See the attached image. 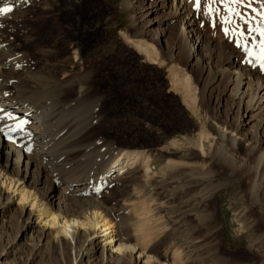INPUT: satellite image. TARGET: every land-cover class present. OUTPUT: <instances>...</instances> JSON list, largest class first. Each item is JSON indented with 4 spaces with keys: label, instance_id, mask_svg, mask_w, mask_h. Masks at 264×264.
<instances>
[{
    "label": "bare ground",
    "instance_id": "6f19581e",
    "mask_svg": "<svg viewBox=\"0 0 264 264\" xmlns=\"http://www.w3.org/2000/svg\"><path fill=\"white\" fill-rule=\"evenodd\" d=\"M50 1L56 5L60 2ZM133 3H139L137 19L145 26L141 25L135 36H158L150 37L149 42L125 35V41L149 65H165L158 59L156 51V47L165 45L168 53H177L182 58L184 66L195 69L198 79L205 83L204 92L218 85L232 86L229 96L233 97L232 107L236 110L227 112L229 116L234 115V121L229 119L231 122L219 124V119L213 117L210 122L213 128L209 130L216 133L220 141L214 145L211 141L203 143L209 133L202 129L197 147L202 152L205 148L211 151V163L231 168L234 167L236 149L246 147V154L253 155L256 162V176L248 189L249 202L251 205H255L256 200L264 203V149L258 151V145L250 144L245 135L262 112L264 78L252 79V75L243 73L237 68L234 56L224 58L219 66L209 67L201 53L203 42L196 36L194 15L187 10V0H129L124 6L133 10ZM51 4L49 0H0V8H12L11 13L0 15V129H15L21 125L11 140L4 138L0 131V264H141L143 258L145 263L142 264H149L151 260L158 261L157 264H180L176 255L180 248L186 250L184 254H195V259H199L195 246L197 239L191 235L196 229H211L212 207L222 185L214 184L209 171L195 173L186 183L196 181L197 186L183 197L181 204H185L187 210L180 212L174 203L162 200L168 197L166 192H170V184L179 181L178 175L187 171L186 167L170 166L169 159L151 156L148 151L136 154L144 166L128 171L127 166L134 165L129 154L111 148L98 137H91L89 132L96 122L94 110L98 102L90 95V73L87 68L82 73H74L59 58L54 59L57 55L51 57L54 51L50 42L55 43V50L60 45V41L57 43L59 16L50 14ZM71 6L79 11L78 5ZM163 11V17H152ZM30 13L39 14L36 20L38 35L44 46H40L37 54L43 61L42 70L29 66L25 56L4 32L8 28L10 33L15 23ZM80 14L83 17V13ZM175 22L178 27L166 42L167 33L163 34L158 28ZM145 28L151 29L146 31ZM30 40L27 38L26 42L33 41ZM167 67L171 91L180 93L183 103L197 116L199 107H195V93L187 74L177 70L176 66ZM54 73H58L60 79H54ZM257 122V130H264V119ZM257 130H254L255 138H258ZM226 141L228 146L224 145ZM19 143L23 144L18 146ZM29 145L31 150H27ZM122 157L127 158L124 166ZM153 166L159 177L144 180L149 177L146 171ZM19 182H22L20 187L17 186ZM113 184L116 187L110 188ZM15 188L21 196L19 202L31 205L32 210L26 215L25 206L19 213L12 209L14 192L6 195V191ZM131 191L142 196L131 199ZM152 203L157 205L159 218H165L164 228L169 227V231H176L183 237L181 245L170 240L162 243L161 233H155L153 227L142 231V218L148 214L147 204ZM232 211L238 231L245 239L241 253L251 258L233 262L215 248L210 251L212 255L208 261L199 259L197 264H264V235L256 231L257 219L246 210L239 211L236 205ZM177 215L182 216L177 219ZM149 219L153 217L145 220ZM152 241L153 245L148 249ZM156 243H161L165 253L171 254V262L166 260V254L159 260L149 253ZM141 255L144 257L140 258ZM184 259L190 263L188 256Z\"/></svg>",
    "mask_w": 264,
    "mask_h": 264
},
{
    "label": "rangeland",
    "instance_id": "374dc122",
    "mask_svg": "<svg viewBox=\"0 0 264 264\" xmlns=\"http://www.w3.org/2000/svg\"><path fill=\"white\" fill-rule=\"evenodd\" d=\"M37 1L41 2V0ZM128 1L60 0L56 5V3H52L49 0V3H52L53 10L50 11V14L59 16L58 26L60 27V38L57 41V43L60 41V45L57 46L56 50L54 48L55 43L50 42L54 51L51 57L54 58L57 55L54 59L59 58L65 66L71 67L74 73H82V70L87 68L90 73L88 75V79H90L88 82L90 95L98 102L94 110L96 122L89 133L91 137L102 139L111 148L115 150L119 149L124 154H129V158H132L131 162L134 161V165L127 166L128 171L136 167L141 168L142 165L144 166L142 159L140 157L137 158L136 154L147 153L148 151L151 153V156L156 155V157L160 156V158H165V160L169 159L168 165L170 166L187 168L185 173L178 175L177 180L179 181L171 183L169 187L167 185L168 192H170H166L168 197L162 201L174 203L176 209H179L180 212L186 211L187 206L185 204L182 205L183 203L181 204L182 199L188 193L194 191L197 186L196 181L194 182L195 184L193 181L188 183L186 181L193 178L196 174L208 171L211 173L214 184H221L222 189L217 194L218 197H216L217 199H215L214 206L212 207L214 209V216L210 222L211 229H196L191 235L197 239V245L195 246L199 259L208 261L212 255L210 251L212 252L215 248H218L225 258L233 262L247 261L250 256L241 253L242 244L245 239L238 231L239 226L236 223L235 214L232 209H235L236 205L239 211L246 210L250 215H253L257 219L256 231L264 235V203L256 200L254 201L255 205H251L248 197V189L251 188V184L256 176L255 159L253 155L248 156L246 154V147H239L236 149V154L233 158L234 167H223L219 164L211 163L209 159L211 151H207L205 148L204 152H202V149L200 150L197 147L198 134L202 129H205L209 133L208 139L205 142L203 141V143L207 144L211 141L213 142L212 145H214L220 141L219 136L212 130H209L213 128V125L210 123L213 117L219 119L217 120L219 124L224 121H227V123L231 122L229 119H233L234 121V115L229 116V112H227L234 113L236 110L232 107L233 97L229 96V90L232 86L224 88L218 85L213 90L205 89L204 92L205 83L198 79L197 73L194 71L195 69L190 66H184L182 58L177 53L173 55L168 53V50L164 48L165 45H163L164 47H156V51L158 50L157 55L159 54L158 59L163 60L165 65H149L143 56L135 53L134 49L130 47L132 45H127L125 35L132 39L140 37L139 39L149 42H151L150 37L155 39L158 35L149 34L150 36L147 37L148 34H146L147 36H139L137 34V37L135 36L140 26H145L142 22V24L140 23V19H137L140 16L139 3H133L132 10L124 6ZM187 3V10L194 15L193 28L197 34L196 36L199 37V41L203 42L201 53L202 55L204 54V59L209 62V67L214 68L219 66L224 58L234 56L235 59L233 60L237 62V68L243 73L252 75V79L264 78V71L260 70L259 65L255 64V61L253 63H246L250 57H248L242 47H237L236 42L232 40L233 37L235 39L238 37L231 31L232 35L230 33L225 35L223 31L224 27L234 29L236 24H239L247 34L249 25H245L244 21L240 20L238 16L233 17L232 24H222V18L227 16L228 13L224 5L220 3V0H216V3L213 5L214 8L219 9L218 13H215L211 17L205 15V5L208 3V0H201L199 12L194 10V0H191V2L187 0ZM249 3H251V7H247ZM261 3L262 0H242L235 7L249 20L250 25L255 27L260 22V17L252 9L264 11V9H260ZM71 5H78L80 7L79 11L73 10ZM165 11L152 17L159 15L163 17ZM80 12L83 13V17ZM38 18V13L26 14L23 20L15 23V28L10 33L8 28L2 27V29L5 28L4 32L8 33L9 41L19 48V51L25 56L27 64H30L29 66L34 68V70H42L43 68V61L37 54L39 49H41L40 46H44L38 35L39 25L36 21ZM213 20L216 22L215 27L212 24ZM177 27L178 22H175L169 26L165 24L160 25L158 29L162 30L163 34L167 33L166 42H168V38L170 39L171 33ZM145 29L148 31L151 28ZM33 30L34 32H32ZM31 32L34 34L31 35ZM252 36H255L257 41L259 40V36L256 33H252ZM27 38L33 41L26 42ZM191 46L192 44L189 47ZM248 46H252L251 37L248 38ZM167 66H176L177 70L179 69L181 72L184 70L182 73L187 74L186 76L191 82L192 91L195 93V107H199L197 116L183 103L180 93L171 91ZM53 76L54 79H60L58 73H54ZM261 108V114L250 124V129L245 134L250 144L258 145V151L264 149V130L260 132L257 130L259 125L257 121L261 118L264 119V99L262 100ZM254 130H257L258 138H255L256 132ZM228 143L226 141L224 145L228 146ZM126 160L127 158H123V166ZM153 169L154 166L151 170L146 171V176L149 174V177H151H145L144 180L149 181L159 177ZM21 185L22 182H19L17 186L20 187ZM182 186L185 188L183 189ZM114 187H116V184H113L110 188ZM13 192L15 203L12 209L19 213L21 207L25 206L24 215H26L32 210L31 205L27 202H19L21 196L16 188L6 191V195L13 194ZM131 193L133 195L131 199L142 196L137 191H131ZM232 203H235V205H232ZM153 204H147L149 211L142 218V231L153 227L157 231H154L155 233H161L160 241L162 243L170 240L171 243L181 245L183 237L178 236L176 231H169L167 229L169 227L164 228L165 218H159L156 209L157 205ZM181 216L177 215L175 218L178 219ZM151 217L153 219L145 220ZM154 232H151V234H154ZM152 238L154 237L152 236ZM153 242L149 244L148 249L153 245ZM163 248L164 246L161 243L158 245L156 243L149 253L161 260V255L166 254L165 248ZM146 249L145 251L148 252L149 250ZM99 250L98 253L100 252ZM183 250L180 248L176 253L178 263L187 264L184 258L188 256L190 259V263L188 264H197L198 257L195 259V254L194 256L184 254L186 250ZM135 256L138 257L139 255ZM166 256V260L171 262V254L167 253ZM142 257L144 255L140 256V258ZM142 263H145L144 258L141 260ZM157 263L158 261L151 260L149 264ZM162 263L164 262L162 261Z\"/></svg>",
    "mask_w": 264,
    "mask_h": 264
},
{
    "label": "snow or ice",
    "instance_id": "6c2138e0",
    "mask_svg": "<svg viewBox=\"0 0 264 264\" xmlns=\"http://www.w3.org/2000/svg\"><path fill=\"white\" fill-rule=\"evenodd\" d=\"M242 0H220L225 7L228 15L222 18V24L230 25L233 23V17L238 16L240 20L244 21L245 25H249L247 28V34L245 30H243L239 24H236L234 29H230L229 27H224L223 31L225 35H228L230 31L239 39L236 41L237 47H242L244 51L247 53L249 60L246 63H253L258 64L261 71H264V11H257L255 8L252 9L253 12H256L257 16L260 17V22L255 26L252 27L249 23V20L242 15L236 5H239ZM216 3V0H208V3L205 5L206 11L205 15L213 16L215 13H218L219 9L214 8L213 5ZM194 10L199 12L201 9V0H194L193 3ZM247 7H251V3L247 5ZM261 8L264 9V0H262ZM12 11L11 7H4L0 8V15H5ZM213 27H215V20L212 21ZM252 33H256L259 36V40H256L255 36H252ZM251 37L252 39V46H248V38ZM3 131V129H0ZM30 150V149H29Z\"/></svg>",
    "mask_w": 264,
    "mask_h": 264
}]
</instances>
